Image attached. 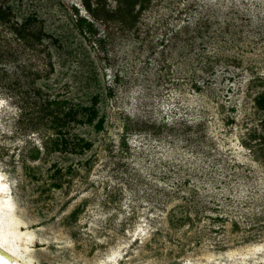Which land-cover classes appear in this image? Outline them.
<instances>
[{"label": "rangeland", "instance_id": "1", "mask_svg": "<svg viewBox=\"0 0 264 264\" xmlns=\"http://www.w3.org/2000/svg\"><path fill=\"white\" fill-rule=\"evenodd\" d=\"M7 3L5 244L29 264H264V0H148L131 26L84 0ZM28 15L49 35L35 44L11 26ZM35 87L73 101L99 91L104 127L37 118ZM58 128L91 146L49 149Z\"/></svg>", "mask_w": 264, "mask_h": 264}, {"label": "trees", "instance_id": "2", "mask_svg": "<svg viewBox=\"0 0 264 264\" xmlns=\"http://www.w3.org/2000/svg\"><path fill=\"white\" fill-rule=\"evenodd\" d=\"M146 1L148 0H116L115 6H110L107 5V0H84L85 6L94 17L100 18L99 15H102V12H104L105 15H102L103 18L116 16L117 19L121 18L127 26H131L132 22L136 20L134 17L140 14L141 10L146 6ZM136 3H138V6L137 9H135V12H133ZM10 15H13V9L11 5L7 3V0H0V23L9 21ZM36 21L37 20L35 16L28 15L25 16L20 23H12L11 26L16 32H18L20 37L25 39L26 42L29 44H35L34 42H36V40L40 41L44 37L49 36L43 29L42 25L36 24ZM75 24L80 25L79 21H76ZM88 77L89 80H94V85L98 83V76L95 69ZM33 90L35 91L36 95L35 97H30L32 105L37 107L42 112L37 116V118H41V116L43 118L47 114H52L50 120L52 122H56V124L59 126H63L67 120L71 119L78 123H85L88 125L92 124L96 130H100L104 127L105 115L104 113L100 112V107L98 106V102L100 101L99 91L93 92L90 97L85 99L81 98L79 100L73 101L72 99H58L57 97H42L38 87H35ZM86 99H88V101H85ZM254 100L257 107L261 109V112H263L264 90L258 91L254 95ZM56 133L60 137H57L58 139H54V141H52V145H48L49 149L54 150L59 148L61 150H67L71 148V150H75L76 145L79 147L91 146V140L89 139L83 140L81 142L69 141L67 137H65L64 133H62L60 128L56 129ZM59 133L61 134L59 135ZM259 137V144L264 146V135L260 134ZM32 150L34 152L32 157L36 158L39 155L40 150L37 147H33ZM69 170L70 168L68 171ZM53 184L58 185L59 183L53 182Z\"/></svg>", "mask_w": 264, "mask_h": 264}, {"label": "bare ground", "instance_id": "3", "mask_svg": "<svg viewBox=\"0 0 264 264\" xmlns=\"http://www.w3.org/2000/svg\"><path fill=\"white\" fill-rule=\"evenodd\" d=\"M1 199V198H0ZM3 203L7 202V198H3ZM1 202V201H0ZM3 237H1V234H0V244L1 245H7L5 246L10 252L12 255H14L13 257L11 256H7V255H4L2 253H0V264H29V261L27 260V258L25 257L24 254L21 253V251H17L16 247H14V245H8V244H5V241L3 240Z\"/></svg>", "mask_w": 264, "mask_h": 264}, {"label": "water", "instance_id": "4", "mask_svg": "<svg viewBox=\"0 0 264 264\" xmlns=\"http://www.w3.org/2000/svg\"><path fill=\"white\" fill-rule=\"evenodd\" d=\"M0 253L7 255L8 257H13L14 255L11 254V252L4 246L0 244Z\"/></svg>", "mask_w": 264, "mask_h": 264}]
</instances>
